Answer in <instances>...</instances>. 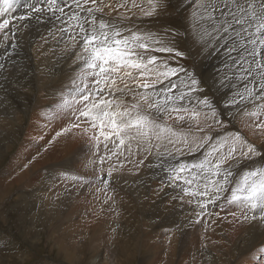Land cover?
Listing matches in <instances>:
<instances>
[{"label": "rangeland", "instance_id": "1", "mask_svg": "<svg viewBox=\"0 0 264 264\" xmlns=\"http://www.w3.org/2000/svg\"><path fill=\"white\" fill-rule=\"evenodd\" d=\"M67 2L75 9L72 0ZM35 3L36 0H19L10 14L0 17L1 23L10 19V30H14L12 33L6 29V35L0 38V264H188L191 260L201 264L202 259L200 263L198 258L203 255L198 253L201 247H207L208 242L201 239L205 235L219 239L216 244L227 243L221 237L232 235L234 243L245 249L236 247L230 264H264L262 214L225 203L216 216H221L220 223L226 224L217 230H207V220L215 218L211 211L214 206L198 211V201L209 202L208 198L186 194L183 189L188 186L183 180L173 182L171 171L180 164H198L213 146L237 133L248 139L261 155L249 158L237 152L223 166L233 173L230 181L238 179L244 171L264 166V132L260 135L255 127L264 122L261 108L264 99L257 98L260 95L257 72L248 75L245 71L255 68L253 59H262L247 54L252 45L246 41L252 37L242 32L245 43L240 47L233 31H240L239 25L234 24L227 33H215L213 23L208 20L200 21L194 33L187 32L186 24L193 26V0H158L161 7L151 16L141 11L148 9V0H135L140 7H133V0H104L108 6L103 13H95L98 20L122 28L124 35L150 33L159 43H150L146 57L156 56L160 71H166L165 64L177 70L174 76L148 91L162 96L172 83L178 85L171 93L176 99L169 105V113L158 119L184 133L189 141L172 144L164 141L150 151L144 147L138 150L133 144L131 156L125 152L119 159L116 156L109 159L112 145L109 144L108 153L103 142L99 149L93 147L94 133L87 122L82 121L71 133L56 135L76 123L73 108L59 105L65 98L72 100L74 80L82 86L77 78L82 68L77 59L81 48L79 44L73 47L69 41L71 33L61 32L74 23L67 16L53 15L45 9L20 20L29 12L27 5ZM119 4L124 7H117ZM65 13L71 15L70 9L65 8ZM205 32L211 35L204 36ZM234 41L236 50L229 51ZM159 48L173 51L155 50ZM177 52L182 55H176ZM191 79L197 84L193 86ZM249 88L255 89L253 96L248 95ZM181 93L183 100L178 99ZM117 98L135 102L132 94ZM205 98L211 107L201 103ZM171 107L189 112L195 109L201 114L199 123L183 111L180 115L185 120H178ZM257 109L260 115L250 116ZM242 119L247 121L240 128ZM251 125L255 127V135L249 130H254ZM236 126L241 130H236ZM194 137L196 143H191ZM18 150L22 154L20 161L7 168ZM110 167L116 169L111 176ZM24 172L27 175L20 181L18 176ZM221 196L222 193L215 202ZM195 213H199L197 218L204 226L199 238L192 226ZM247 214L260 220L262 227L255 226L256 219H244ZM172 217L176 220L170 223ZM171 251L170 256L167 252ZM214 253L212 264L229 259L223 251Z\"/></svg>", "mask_w": 264, "mask_h": 264}, {"label": "snow or ice", "instance_id": "2", "mask_svg": "<svg viewBox=\"0 0 264 264\" xmlns=\"http://www.w3.org/2000/svg\"><path fill=\"white\" fill-rule=\"evenodd\" d=\"M18 3L19 0H0V17L10 14ZM72 4L75 5V9H72L67 0H36L35 4L27 5L29 8L27 16L19 17L20 20L28 19L34 13H41L47 9L53 15L60 13V16H67L68 21L74 22L69 23L61 32L62 34L71 33L69 39L73 47L80 45L81 51L77 59L81 62L82 68L77 78L82 86L74 80L72 100L65 98L59 105L61 108H73L76 123L69 124L56 135L71 133L74 128L80 127L82 121L87 122L94 133L91 136V139L95 141L93 147L99 149L103 142L105 151L108 153L109 144L112 145L109 159L111 156L119 159L124 156L125 152L131 156L133 144L138 150L144 147L146 151H150L153 146L159 148L164 141L169 144L174 141L189 143L184 133L178 132L158 119L160 115L169 113V105L174 104L176 99L171 93L173 89L178 88V85L172 83L170 88L163 90L164 95L162 96L148 91V89H154L156 84H162L164 79L174 76L177 71L166 64L164 65L166 71H160L156 64L157 57H146L150 43L156 44L159 41L155 40L150 33L145 35L130 32L124 35L122 28L107 23L103 19L98 20L95 13H103L104 8L108 6L104 4V0H83L82 3L81 0H72ZM89 4L92 6L86 7ZM193 4L194 9L191 16L194 27L200 21L208 20L214 25L212 32L227 33L229 29H233L234 24L239 25L240 31H235V29L233 31L239 38L240 47H244L245 43L244 37L241 36L242 32L252 37L246 41L252 45V50L247 54L253 58L262 56V59H253L252 63L255 64V68L250 67L245 71L248 75L257 72L260 81L258 85L260 95L257 98L264 99V0H193ZM132 6L140 7L135 0ZM117 7H124V4H119ZM159 7L161 5L158 0H148V9L141 8V11L144 15L151 16ZM65 8L70 9L71 15L65 13ZM81 12L84 13L83 16L80 15ZM60 16L56 18L60 19ZM9 25L10 19H3L0 23V31L8 29ZM249 29H254V31L249 32ZM208 35L211 33H204V36ZM235 43L234 41V47L229 51L236 50ZM155 50L173 51L172 48ZM176 55H182V53L177 52ZM241 60H244L243 56ZM150 79H152L151 83ZM191 84L194 86L197 81L191 79ZM135 89L145 91L137 92ZM246 91L249 96L255 94L254 88L246 89ZM125 94H132L135 102L126 103L123 99L117 98L118 95L122 97ZM183 98L184 94L181 93L178 99L183 100ZM201 103L205 107H211L207 98ZM170 111L176 113V118L180 121L185 120V116L180 115L182 111L188 112L189 118L197 123L200 121L201 114L195 109L189 112L188 109L171 107ZM213 115H215L214 112ZM259 115L260 109L250 114L252 117ZM255 127L264 130V122L257 123ZM84 131L87 132L88 129ZM154 141L158 143L153 145ZM191 143H196L195 137ZM237 152L249 158L261 155L254 145L237 133L235 136L225 137L218 145L213 146L205 159L198 164H180L178 168L171 169L174 173L173 182L183 180L188 186L183 189L186 194L194 197H207L212 203H215V199L219 198L221 193L229 190L226 186L231 183L230 195L226 197V202L253 212L258 210L262 214L261 219H264V166L244 171L238 179L230 181L233 173L224 169L223 166ZM100 160L103 162L104 157ZM115 170L110 167L108 175L111 176ZM222 172L223 175H221ZM107 183L104 181L106 186ZM192 185H196V188L192 189ZM198 203L202 210L207 207L206 202L198 201ZM244 219L247 220L249 217L245 216ZM251 219L254 220L256 217L252 216Z\"/></svg>", "mask_w": 264, "mask_h": 264}, {"label": "bare ground", "instance_id": "3", "mask_svg": "<svg viewBox=\"0 0 264 264\" xmlns=\"http://www.w3.org/2000/svg\"><path fill=\"white\" fill-rule=\"evenodd\" d=\"M91 5V4H90ZM28 22V21H27ZM26 22V23H27ZM1 23V22H0ZM13 26V25H12ZM15 26V25H14ZM24 27V26H23ZM185 29H186V31L187 32H193L195 29H197L196 28V26L194 27V26H191L190 27V25L187 23L186 24V26H185ZM13 30V29H12ZM8 31H10V32H12L13 33V31H11L10 30V27H9V30ZM18 31H19V28H18ZM25 31V30H24ZM6 33H7V30L5 29V30H3V31H0V38H3L5 35H6ZM23 33V32H22ZM194 33V32H193ZM25 34V33H24ZM11 35V34H10ZM23 37V36H22ZM25 37V36H24ZM26 38V37H25ZM8 40H12V38H10V39H8ZM70 41V40H69ZM57 42L58 43H60V41H58L57 40ZM66 43H64L65 45H67L68 44V40L67 41H65ZM55 43H56V40H55ZM12 44H13V40H12ZM63 44V45H64ZM51 45V44H50ZM50 47V46H49ZM50 48H52V47H50ZM49 48V49H50ZM77 48V47H76ZM53 49V48H52ZM54 50V49H53ZM245 50H246V47H245ZM247 51H249V50H247ZM78 68V67H77ZM263 113V112H262ZM33 117H34V114H33ZM74 118V117H73ZM72 120V119H71ZM242 121L243 122H241V123H243V125L241 124V126H240V128H243V126H244V124L246 123V121H247V119H242ZM248 123V122H247ZM239 124V125H240ZM250 124H251V122H250ZM35 125H36V123H35ZM249 125V124H248ZM251 126H253L252 128H254V130L253 129H249V130H251L250 132H251V134L252 135H255L256 134V130H255V127H254V125H251ZM29 128V127H28ZM239 128V126H236V130H241ZM29 129H31V128H29ZM247 129H248V127H247ZM255 131V132H254ZM29 132V131H28ZM243 132H245V130L243 129ZM264 132V130H261V129H259V134L261 135L262 133ZM246 135V134H245ZM232 136H234V134H232ZM262 136H263V134H262ZM243 137V136H242ZM246 137V136H245ZM261 138V137H260ZM248 140V139H247ZM261 140V139H260ZM262 140H263V137H262ZM263 142V141H262ZM22 144H24V143H21V146H22ZM61 150L63 149V147H61L60 148ZM19 151V150H18ZM22 157V154H21V152L19 151L16 155H15V158L13 159V161H11L12 163L10 164V165H8L7 166V168H10V167H12V166H15V164H18V162L20 161V158ZM36 158V157H35ZM44 158V157H43ZM41 161H43V160H41ZM250 170V169H249ZM28 172V171H27ZM27 175V173L26 172H24L23 174H21L20 176H18V179H20V181L22 180V178L24 177V176H26ZM202 186V185H201ZM230 188L231 187H229L228 189V191H225V192H223L222 193V196L220 197V199L218 200V202H215V203H213V204H211L212 202L211 201H207V199H205L204 201L207 203V206L209 207V206H214V209L213 210H211L212 211V216H215V218H214V221L213 220H211V219H209V220H207L208 222H207V224H206V227H205V229L207 228V230L208 229H210V228H213V229H215V230H217L222 224H226V223H220V221L222 220V218H221V216L220 217H217L216 215H217V213L219 212V209H220V207L223 205V204H225V203H227L226 202V197L227 196H229L230 195ZM194 189V188H193ZM210 192L212 191L211 189L209 190ZM175 205V204H174ZM173 208V207H172ZM175 208H177V204H176V207ZM210 208V207H209ZM174 209V208H173ZM201 210V208L200 209H198V211H200ZM248 210V209H247ZM176 210H174V212H175ZM202 211V210H201ZM248 211H251V210H248ZM199 216V213H195L193 216H192V226H193V228L197 231V238H199V237H202L201 236V234H200V232H201V229H203L204 228V226H203V224H200L199 223V219L197 218ZM231 216V215H230ZM246 216H248L249 217V219H251V216H250V214H247ZM233 217V216H232ZM230 218V217H229ZM233 218H235V217H233ZM208 219V218H207ZM176 219H173V217L172 218H170L169 219V222L170 223H173L174 221H175ZM179 220V219H178ZM231 220H233V219H231L230 218V221ZM256 221V223H254L255 224V226H257L258 228H260V227H262V223L260 222V220H258V219H256L255 220ZM238 224V223H237ZM229 225H230V227L231 226H233L232 224H230L229 223ZM221 232V231H220ZM224 233V232H223ZM214 239V240H216V238L215 237H213V236H210V237H207L206 235H205V237H202L201 239H204V240H206L208 243H205V245L207 246L206 247V249H205V247L203 246V247H201L200 248V252L201 253H198V254H200V255H203V257H199L198 258V261L200 262V258L202 259L201 260V264H212L213 263V260H214V255H215V253H214V251H217V252H220V251H223L224 253H226V254H228L227 256H229V259L227 260V259H220L219 260V264H221V262H223V264H230L231 262H230V259H233L234 257H233V255H232V252L233 251H235L237 248L236 247H239L240 249H241V251H245V249L244 248H242V247H240L238 244H235L234 243V239H233V236L231 235L230 236V238H225V236H223V237H221L222 238V240H225L227 243H219V244H216L218 241H219V239H217L216 241H212L211 239ZM200 239H198V241H199ZM211 241V242H210ZM199 248V247H198ZM214 250V251H213ZM198 251V252H199ZM172 251L170 252V253H168L167 252V254H170V256L172 255ZM197 252L195 251V253L194 254H196ZM213 255L212 256V259H211V256L209 255ZM218 254V253H217ZM234 254V253H233ZM197 256V255H196ZM255 256H256V253H255ZM219 258H221V257H219ZM206 260H208V262H205ZM191 261H193V260H191ZM190 261V263H188V264H195V263H192ZM95 261H93L92 263H94ZM184 263V262H183ZM183 263H179V264H183ZM236 263V262H235ZM104 264H107V263H104ZM197 264H199V263H197Z\"/></svg>", "mask_w": 264, "mask_h": 264}]
</instances>
